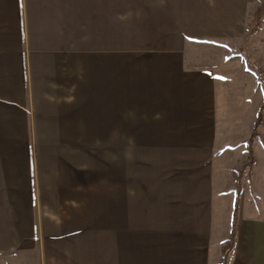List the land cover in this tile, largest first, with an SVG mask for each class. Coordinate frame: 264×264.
Instances as JSON below:
<instances>
[{
  "label": "crops",
  "instance_id": "0c3cea01",
  "mask_svg": "<svg viewBox=\"0 0 264 264\" xmlns=\"http://www.w3.org/2000/svg\"><path fill=\"white\" fill-rule=\"evenodd\" d=\"M260 1L0 0V264H40L44 259L39 243L47 258L48 244L61 242L52 234L42 235L41 241L36 219L37 185L44 188L40 165L46 159L40 155L46 147L39 145L38 115H56L37 109L39 96L53 94L56 84L39 67L59 54L108 51L111 36L126 35L129 41L123 50L142 52L149 59L133 68L124 66L123 75L120 70L121 120L128 117L134 129L149 125L193 132L187 139L195 142L183 146L198 147V161L210 164L205 187L227 209L219 226L210 231L207 225L204 249L193 251L198 241L189 237V246L183 240L178 258L190 264L221 263L222 245L233 230V173L249 161L246 141L264 106V86L240 58H225L223 43L244 39L249 14ZM132 89L136 95L126 98ZM253 157L252 170L244 177L229 264H264V116ZM50 167L53 186L60 188L56 167ZM212 232L215 259L205 245L213 239ZM197 235L204 240V235Z\"/></svg>",
  "mask_w": 264,
  "mask_h": 264
},
{
  "label": "rangeland",
  "instance_id": "374dc122",
  "mask_svg": "<svg viewBox=\"0 0 264 264\" xmlns=\"http://www.w3.org/2000/svg\"><path fill=\"white\" fill-rule=\"evenodd\" d=\"M262 2L249 14L244 39L223 43V53L225 58H240L264 86V10L258 23L254 18ZM127 40V35L111 36L108 51L59 54L42 63V68L37 63L42 75L57 85L53 94L47 92L37 102L40 114L56 115H38L39 145L46 147L40 155L46 159L40 165L44 188L37 185L36 219L39 238L52 234L61 240V245L48 244L47 258L43 242L39 243L44 259L40 264H190L178 258L183 240L189 246L188 238L193 236L198 241L193 251L204 249L207 225L211 231L226 217L227 209L205 187L211 178L210 164L198 161V147L183 146L195 142L187 139L193 132L156 130L149 125L134 129L128 117L121 120L120 70L123 75L124 66L133 68L149 59L142 52L124 51ZM146 91L152 95V90ZM131 95H136L133 89L126 98ZM31 143L38 156L33 131ZM51 164L60 188L53 186ZM251 170L242 173V190ZM214 236L212 232L213 239L205 244L212 258L217 249ZM227 240L220 262L234 243Z\"/></svg>",
  "mask_w": 264,
  "mask_h": 264
},
{
  "label": "trees",
  "instance_id": "16d2710c",
  "mask_svg": "<svg viewBox=\"0 0 264 264\" xmlns=\"http://www.w3.org/2000/svg\"><path fill=\"white\" fill-rule=\"evenodd\" d=\"M264 10V0L261 3V6L256 10V13L254 15V18L256 19L257 23L260 20V15L262 11ZM259 25V24H258ZM257 28V27H256ZM263 116H264V106L262 107L258 117L257 121L255 123V129L251 135V137L246 141L247 144V151L249 152V162L246 163V165L241 168H239L236 172L237 178H236V185L234 188L235 192V207H234V213H233V230L231 236L228 238L227 242H234L235 236H236V223H237V217L239 213V200L242 194V173L246 168L252 169L254 165V157H253V142L258 136V129L261 126L263 122ZM234 244V243H233ZM233 244L231 243L229 247V253L233 248ZM229 253H225L222 257L221 264H229Z\"/></svg>",
  "mask_w": 264,
  "mask_h": 264
}]
</instances>
